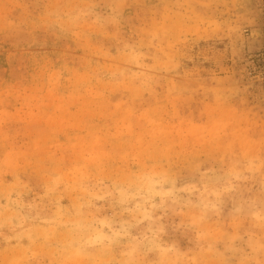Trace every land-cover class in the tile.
I'll return each instance as SVG.
<instances>
[{
  "label": "rangeland",
  "instance_id": "obj_1",
  "mask_svg": "<svg viewBox=\"0 0 264 264\" xmlns=\"http://www.w3.org/2000/svg\"><path fill=\"white\" fill-rule=\"evenodd\" d=\"M0 264H264V0H0Z\"/></svg>",
  "mask_w": 264,
  "mask_h": 264
}]
</instances>
